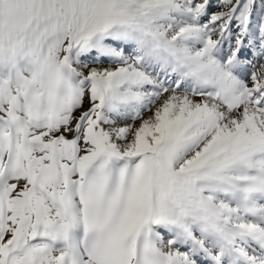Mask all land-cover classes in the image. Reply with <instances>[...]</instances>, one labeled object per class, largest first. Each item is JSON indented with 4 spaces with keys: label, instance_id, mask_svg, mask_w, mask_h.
Returning a JSON list of instances; mask_svg holds the SVG:
<instances>
[{
    "label": "snow or ice",
    "instance_id": "snow-or-ice-1",
    "mask_svg": "<svg viewBox=\"0 0 264 264\" xmlns=\"http://www.w3.org/2000/svg\"><path fill=\"white\" fill-rule=\"evenodd\" d=\"M0 264H264V0H0Z\"/></svg>",
    "mask_w": 264,
    "mask_h": 264
}]
</instances>
